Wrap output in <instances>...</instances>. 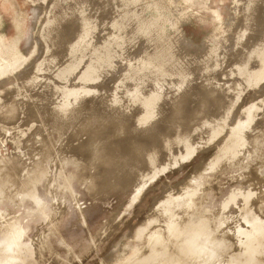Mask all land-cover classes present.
Returning <instances> with one entry per match:
<instances>
[{"label":"bare ground","instance_id":"bare-ground-1","mask_svg":"<svg viewBox=\"0 0 264 264\" xmlns=\"http://www.w3.org/2000/svg\"><path fill=\"white\" fill-rule=\"evenodd\" d=\"M24 1L25 5H31L34 9V16L31 18L33 26L31 30H26L20 45L15 49L9 45V41L13 40L6 32V20L0 11V147H5L8 140L13 141L15 145V153L8 155L7 159L0 152V204L2 199L9 197V192L18 193L17 196L26 192L30 193L40 205L37 194L32 193L31 190L34 189L39 175L45 169H36L33 179L30 180L27 163L42 153H44L43 157H51L49 151L57 147L55 144L46 143L41 150L37 148L35 142L39 141L34 140L36 136L40 135V141H47L48 138L42 131L35 133V137L22 139L27 133V129L21 128L26 123H22V118L19 117L23 112L22 105L29 104L26 99L33 98V108H29V111L36 112L42 117L39 125L46 131L48 128H56V126L57 128H71L67 124L68 115L71 111H78L82 106L86 108V113L81 114L83 121L89 118L90 114L95 116L93 111L96 103L83 99L88 94L109 95L117 102L126 103L130 94L134 93L135 97L139 99V106L132 110L144 112L145 108H148V104L159 106L166 101V86L164 87V84L158 80L157 83L152 82L155 85L161 84V87L153 92V98L145 101L148 97L144 94L143 78L131 85V76L127 73L129 57L137 55L144 42L154 44L155 49H160V51L166 45L170 51L168 58L158 56L157 61L166 63L169 61V56L175 58V70L171 72L170 76L175 75V93L177 95L185 92L188 96L187 102L191 101L197 95H202V92L194 93L193 91L194 87L203 82L205 84L202 85V88L206 93V98L219 97L222 93L219 87L220 82L213 81V77H209V75L219 69L222 71L227 60L233 55H231L232 50L235 52L236 48L233 46L241 43L243 38L248 36L249 30L251 32L249 35L252 36L256 24L262 25L263 22L257 15V11L264 8L263 0H254L253 3H250L251 0H234V5L237 6L236 19L242 18V22L234 20L235 22H228L229 24L225 21L220 7H217L216 11L209 9L213 13L205 14L204 22L198 27H206L211 22L215 24L218 28L214 30V35L220 37V42H218L219 46L213 49L208 47L204 53L194 38L187 35L186 24L194 23L196 10L188 5L190 0H108L107 2L102 0H82L81 2L68 0L64 5L65 8L58 13L53 7L56 0ZM220 1L224 0H217L215 3L220 5ZM147 10L154 12L147 15ZM215 15L217 18H214ZM248 16L251 18L250 23H247ZM69 17H73L76 23H68ZM39 24L40 27L37 28ZM59 27H62L61 31L72 30L74 33L72 39L66 37L62 32L59 35H54L55 30ZM237 27L239 29L236 30ZM169 30L171 31L169 32ZM202 36H204L203 33ZM57 39L59 41L56 42ZM203 41H206L205 36ZM201 53L202 56H198ZM138 60L143 61L144 59ZM252 60L256 61L254 68L251 67ZM198 63L201 65L197 66ZM86 64L87 68L84 67L80 71V67ZM185 65L189 76L185 80H178L176 78L179 75L177 68ZM227 75H234L242 79V82L237 83L239 88L234 93L233 104H230L218 116L204 117L197 125L206 128L205 145L210 144L215 137H218L219 141L221 140L222 144H220L218 152L220 151L219 154H222L219 158L223 160V163L239 166L243 160L238 159L243 152L252 154L257 151L256 137L250 135L256 131V128H259L257 126L262 125L261 122L264 119V112H262L264 99L235 113L241 89L248 85L258 86L259 82L264 79V41L256 42L249 52L242 53L241 61L238 62L235 72H230ZM162 78L165 77L162 76ZM71 81L74 85L69 86ZM74 82H79V84L75 85ZM81 82L82 84L97 82L104 87L105 93L100 91V88L96 91L90 90L88 94L81 93L77 88ZM50 84H54L55 88H62V98H59L57 94L52 95V93L47 95L48 99L44 98L48 90L43 87H49ZM170 85L167 86L173 87L172 84ZM185 86H189L188 90H183ZM137 92L140 95H137ZM130 101L132 100L130 99ZM110 108L112 109L111 106H109ZM19 109L21 112L18 111ZM24 115L27 117L26 112ZM92 119L94 120V118ZM85 123L87 124V122ZM49 125L51 126L49 127ZM66 142L63 140L62 144L64 145ZM258 149L261 154V146H258ZM195 150V141L191 139L188 144L182 147V154L175 157V163L183 156L191 155ZM27 151H32L33 155H29L26 160L22 161V158L26 157ZM55 154L54 157H61L58 153ZM260 154L259 156H261ZM94 156L97 158V154ZM249 156L248 154V159ZM97 160V162L101 161L98 158ZM60 174H66L63 168ZM16 176L24 179L17 182ZM151 177L152 175H142L137 188L145 185ZM87 178L93 180L92 176H87ZM71 182V177L66 176V185L70 187ZM261 186L258 189L254 185V189H250L244 194V206L241 207L242 219H234V221L223 216L224 208L220 211L204 208L200 199L191 194L188 202L190 209L176 206L175 196L170 197L162 204L157 205L156 214L153 217L148 215L138 230L139 234L140 229L143 231L148 224L165 223L158 230H156L157 224L152 226V232H149L144 238L147 250L139 253L140 259L149 261L148 264H175V259L180 260L176 264H198L203 259H210L212 264H264V220H261L258 215L252 220L243 217L246 212L255 210L256 196L264 195V184ZM75 197L77 199L76 195ZM226 205L227 203L224 204V207ZM174 207L173 216L168 220L164 214L170 212ZM161 209H163V214H160ZM196 215L198 218L194 219ZM118 216L107 220V226L118 225ZM48 219L51 224L56 225L55 215H49ZM81 219H84L82 212ZM0 220L3 226L2 238L13 246L12 256L17 261L21 258L24 249L23 226L18 220L6 219L1 211ZM193 230L198 235L208 238L212 247L202 250L197 255H192L182 248L180 240L185 233ZM227 232L235 235V244L239 247L236 253L228 255L229 257L224 259L227 257L225 249L231 246V239L227 238ZM136 236L143 237L142 235ZM245 242L247 247L243 245ZM218 246L224 247L223 255H219ZM0 255L8 254L0 249ZM114 256L111 254L108 258ZM226 260H229V263L225 262Z\"/></svg>","mask_w":264,"mask_h":264},{"label":"water","instance_id":"water-1","mask_svg":"<svg viewBox=\"0 0 264 264\" xmlns=\"http://www.w3.org/2000/svg\"><path fill=\"white\" fill-rule=\"evenodd\" d=\"M68 1V0H67ZM82 0H79L81 2ZM103 2H107L108 0H102ZM113 1V0H111ZM118 1V0H117ZM216 1V0H215ZM214 1V2H215ZM247 1V0H245ZM254 0H251L250 3H253ZM264 1V0H263ZM214 2L210 5H214ZM67 3V2H66ZM194 3V2H193ZM219 6L223 12V15L225 16V21L230 22L231 21H240L241 19H236V11L237 6L234 5V0H224L220 1ZM54 7V4H53ZM218 6H210L211 10H215ZM65 8V6H64ZM63 8V9H64ZM33 16H34V9L31 6ZM196 9V8H194ZM88 10V9H86ZM151 12H154L153 10H147L146 14H151ZM264 14V8L259 9L257 11V15L263 22L262 25L259 23L255 25V31L253 32L252 36L250 30L247 33V37L243 38L241 43H239L235 47V52L231 53V57L227 60L225 65L222 68V71L219 69L215 73H211L209 77H213L212 80H218L220 82V90L222 93L219 95V97L212 96V99L205 97V92L202 88V85L205 84L203 82H200L197 87H194V93L196 92H202V95H197L196 98L192 99L191 101L187 102V94L183 92L182 94H176L175 93V75L170 76L171 72L175 70V58L169 56L168 62L161 63L160 61H157L158 56L160 57H166L168 58L169 50L167 49L166 45L160 49H155L154 44H148L146 42L142 43V48H140V52L137 55L130 56L129 57V67L127 68V73L129 76H131V85H133L134 82L139 81V79L143 78V88H144V94L147 95L146 100H150L153 98L152 94L153 92L161 87V84L155 85L152 84V82H156L157 80L160 81L162 84H164L165 92L167 94V98L165 103L161 105H149L148 108L144 110V112L141 110H132L133 108L139 106V99L136 98V94L131 93L130 97L126 100V103L117 102L115 99H112L109 97V95H103V94H88L90 90H98L100 88V91L104 92V87L100 86L99 83H91V82H84L79 87H77L80 92L88 94L83 95L85 96L83 99L85 101H94L96 103V106L94 108V114L95 116H92L90 114L89 118L84 119L82 118V113H86V108L81 107L78 111H71L69 113V117L67 118V124L71 126V128H60L56 126V128L50 127L48 128V131L44 130V128H40L39 121H41L42 117L36 113V112H30L29 110L33 108V98L26 99L28 100L25 104L26 106H23V112H21V109L18 111L20 113V117L22 118V123L24 124L21 128H26L27 133L22 137V139H27L28 137H35V133H45V135L48 136L47 141H39L35 142L37 148L41 150L42 146H44L46 143L48 144H55L57 147L52 148L51 151H49V154L51 157H43L44 153L37 155L30 161H28V172L30 180L33 179L35 175L36 169H45L42 174L39 175V179L35 183V187L32 191V193H36L38 196V199L40 200V205L37 204L36 199L30 194V193H22L21 195L17 196L18 193H12L9 192V197H5L2 199V202L0 204V211L4 213V216L8 220H18L20 224L23 226L22 222L20 221V218L11 219L9 218L10 213L7 212L2 208V204L5 199L9 200L14 204V206H23V202L25 199L30 200L32 207L26 209L27 214L31 215L34 212H39L43 215V217L47 220L48 224L54 231L59 232L58 230V217L56 218V225H53L50 223L48 216L53 214L52 212H49L48 206L49 203L46 199H44L40 194L38 190L39 183L42 181L43 177L49 176L47 182H46V193L50 198L52 199V208L57 211L58 215L60 216L67 207L66 205V197H71V200L74 202L75 208L78 210V217L80 224L82 226H86L88 224L87 220V214L86 212L80 208V194L78 191H76L73 187L74 177L70 175V172L67 168L68 162L71 160H74L76 162H80V165L82 164V168L78 175H80V178L84 182H89L87 186V190L90 192L92 197H97L101 194L109 195L111 194L110 190H116V189H127L131 185L135 187L136 194L133 197V201L140 198L141 195L146 191L149 184L157 179L162 173H164L167 169H169L172 166L181 165L184 160L191 157L196 151H204L210 147H214L215 154L211 161L207 163L210 168H213L217 171L218 169L223 166H230L235 167L238 166L236 164H228L223 163L221 158V153L219 154L218 149L221 147L220 144L221 140L219 141L218 137H215L214 140L208 145H205V135H206V128H202L201 126H198V122L201 121L206 116L215 115L218 116L220 113L223 112L225 108H227L230 104H233L234 100V93L237 92L239 85L238 82H242V79L240 77L234 76V75H227L230 72H235L238 66V62L241 61V54L244 52H249V49L253 47V45L256 42L264 41V16L259 15ZM195 17H199L200 15L198 13H195ZM199 15V16H198ZM45 19V18H44ZM43 19V21H44ZM79 20V18H77ZM198 19V18H195ZM194 19V20H195ZM68 23H76V20H74L73 17H69ZM234 21V22H235ZM54 22V21H53ZM52 22V24H53ZM251 22V18L248 16L247 23ZM213 23L211 22L208 26L204 28H208ZM229 24V23H228ZM195 25L194 23L186 24L187 28V35L193 34V36L201 35V32L206 37V41L203 44V41L199 40L196 41L197 44L202 48L201 51L205 53L207 48L209 47L211 49L216 48L219 46V43L215 46H211L209 44V37L210 35H214V30L218 27L215 26V28L207 30V31H198V29H192L190 26ZM55 27V25H53ZM40 27V24L37 26V28ZM63 27V26H62ZM55 30L54 35H59L62 33H65L66 37L72 39L74 33H72V30L69 31H61V28ZM203 27V26H202ZM226 27V26H225ZM203 28V29H204ZM224 28V27H223ZM32 29V27H31ZM170 29V28H168ZM202 29V30H203ZM239 29L238 27L236 30ZM171 30H169L170 32ZM197 32V33H196ZM215 36V35H214ZM217 37V36H216ZM58 38V37H56ZM55 38V39H56ZM220 42V37H217ZM224 40V36L222 37ZM221 38V40H222ZM59 41L58 39L56 42ZM232 48V49H233ZM202 52V53H203ZM198 55V56H202ZM240 53V56H239ZM195 57V56H194ZM143 58V61H139L138 59ZM183 59V58H182ZM180 59V61H182ZM67 60V59H66ZM199 60V58H198ZM256 61H251V67H255ZM88 64V63H87ZM87 64L80 67V71H82L85 68H87ZM182 64V63H181ZM184 65V64H183ZM197 66H200L201 64H196ZM177 71L179 72V75L176 77L178 80H185L189 76V71L186 69V65L184 67L179 66L177 68ZM164 76L165 78H162ZM27 80V79H26ZM203 81H205V78H203ZM75 83V82H74ZM173 87H169L166 85ZM79 82L75 83V85H78ZM54 84H50L49 87H43L45 90H48L45 94V99L47 95H58L59 98H62V88L54 87ZM62 85V84H61ZM69 86L74 85L73 81H71ZM238 85V86H237ZM192 87V86H191ZM49 88V89H48ZM189 86H185L183 90H188ZM51 90V91H50ZM107 90V88H106ZM241 93L239 94V98L237 99L235 113L241 112L244 108L250 107L256 103L261 102L264 99V79H262L258 86L257 85H248L245 88L241 89ZM204 92V93H203ZM105 93V92H104ZM107 94V93H106ZM176 94V95H175ZM137 95H140L139 92H137ZM57 98V99H59ZM130 99L133 101H130ZM43 100V99H42ZM213 101V102H212ZM29 105V106H28ZM130 105V106H129ZM220 105V106H219ZM109 106L112 107V109H109ZM189 106V107H188ZM26 107H28L26 109ZM129 107V110H128ZM30 108V109H29ZM27 113L24 115V113ZM264 112V109L262 110ZM17 113V111H16ZM143 113V114H142ZM19 115V113H17ZM143 116H142V115ZM16 115V116H18ZM92 116V117H91ZM82 118V119H81ZM94 118V120L92 119ZM70 119V120H69ZM87 122V124L85 123ZM92 122V123H91ZM262 125H259L256 128V131L252 132L250 136L256 137V146L257 151H259L258 146H261V156L257 155L255 151L251 154L252 156L246 155V160L242 161L243 165H239L238 167L245 168V177L248 179L250 186H256L258 189L261 188L262 184H264V175L259 173L260 167L264 166V119L261 122ZM261 127V128H260ZM215 129V128H214ZM58 133L60 137H58L55 133ZM13 137H15V134H13ZM193 139L196 144V150L191 155L183 156L180 158L176 163L174 161L175 157L182 154V147L185 146L190 142V140ZM63 140H66L67 142L63 145ZM3 150L5 153H3ZM48 150V149H47ZM15 145L13 141L8 140L7 145L5 147H0L1 154L6 157L7 159L8 155L15 153ZM41 152V151H40ZM55 153H58L61 155V157H54L56 155ZM95 154H97V158L100 159V162H97V158H95ZM32 156V151H27L26 157H23L22 161L26 160L28 156ZM220 155V156H219ZM220 157V158H219ZM97 163V164H96ZM12 164V163H11ZM204 165V164H201ZM206 166V165H205ZM64 169L66 174L62 175L60 174L61 169ZM217 168V169H216ZM19 172V171H18ZM93 177V180L87 178L90 176ZM142 175L144 176H150L152 175L149 182L142 188L140 192V196L136 197L138 194V186L137 184L141 181ZM66 176L71 177V186L66 185ZM16 181L21 182L24 178H20L19 176H16ZM182 189H184L182 191ZM250 189V188H249ZM248 189V190H249ZM107 190H109L107 192ZM247 190V191H248ZM247 191H243V189H238V192L233 193L230 198L223 203L222 209H227L229 204L231 202H236V199L238 196L242 197V204L238 207V212L241 207L244 206L243 200H244V194ZM68 194V195H67ZM182 194H186L187 200L184 204L179 203V196ZM193 195V197H198L201 200L202 206L204 208V198L200 194V192L197 189L190 188L189 184H184L183 186L175 189L169 190L166 195L163 197V199H160L156 202V204L153 206V208L150 210L149 213H147L146 217L135 227V229L132 232V236L137 238L142 242V245L135 250L132 256L129 258H125L124 256L119 253H112L113 255H117L119 258L117 260H112L108 258H104L101 261V264H125L127 261H133V264H148L149 261L140 259V254L147 250V245H145V240L143 237L139 238L136 235L138 234V230L141 225L146 221L147 216H154L157 212V205L162 204L166 200H168L170 197L175 196V205L178 207H183L184 209H190V206H188V202L190 199L189 195ZM77 196V199L75 197ZM13 196V197H12ZM17 196V197H15ZM232 196H234L232 198ZM16 199V200H15ZM50 199V201H51ZM256 204L254 206L253 211L246 212L243 217L247 218L249 220H252L258 215V217L261 220H264V195L256 196ZM227 203L226 207H224V204ZM66 206V207H65ZM62 209H59L61 208ZM211 209V208H209ZM213 210V209H211ZM217 210V209H214ZM213 210V211H214ZM220 211V210H218ZM81 212L83 213L84 219H81ZM224 212V211H223ZM259 214H258V213ZM121 210L117 211V213L112 216L110 219H112L115 216H120ZM252 214L253 216L249 218V215ZM54 215V214H53ZM237 215H239L237 213ZM237 215L231 218V220L234 221V219H237ZM118 216V219H119ZM223 216H225L223 214ZM227 217V216H225ZM58 218V219H57ZM197 215L194 217V219H197ZM109 219V220H110ZM119 221V220H118ZM107 222H105L106 224ZM119 223V222H118ZM117 225H114L112 227H116ZM111 226H107L104 230L106 233ZM0 229L1 237H0V243L1 238L3 235V226L2 221L0 220ZM24 229V226H23ZM25 233V229L23 232V236ZM228 233V232H227ZM60 235V234H59ZM228 239L230 240V245L225 249V254L231 255L236 253L237 246L235 244V235L232 233L226 234ZM61 241L64 243L70 255H75V250L72 247L71 244L68 243L66 238L61 234ZM23 246L25 248L22 250V256L17 261H23L25 252L30 251L27 245L24 244L22 239ZM40 242H35L34 247L32 251L38 255L42 251V248L40 247ZM44 244V242H43ZM244 247H247L246 242L243 243ZM31 252V251H30ZM136 256V258H135ZM110 260L111 262H109ZM124 260V261H123ZM112 261H117L116 263H113ZM122 261V262H121ZM180 260H176L175 262L178 263ZM225 262L229 263V260H226ZM175 263V264H176ZM264 263V261H263ZM17 264V262H16Z\"/></svg>","mask_w":264,"mask_h":264},{"label":"rangeland","instance_id":"rangeland-1","mask_svg":"<svg viewBox=\"0 0 264 264\" xmlns=\"http://www.w3.org/2000/svg\"><path fill=\"white\" fill-rule=\"evenodd\" d=\"M64 1H54L56 13L63 10L67 0ZM212 1L214 2L215 0H190L189 4L187 2L192 9L196 8V10L194 9L195 13L200 15H198L199 17H195L198 19H195V25H191L190 28H199L198 30L202 31L204 27L198 26L204 22L205 14L213 13L209 10L211 9L210 6H221L215 3L217 0L214 2V5H210ZM30 8L31 5H25L24 0H0V11L6 20V32L12 37L11 40H13L9 41V45L13 49L20 45L26 30H31L33 26L31 20L33 12ZM215 16L214 18H217V15ZM205 20L208 22L207 19ZM213 28H215V26L212 24L208 28H204L203 31ZM194 35L195 36L189 34L188 36L193 37L195 41L204 40L202 33L200 36ZM209 39V44L211 46H215L219 42V39L216 36L214 37V35H210ZM221 52L224 53V51ZM262 109H264V107ZM55 134L60 137L57 132ZM39 136L40 135L36 136L34 140L40 141ZM261 139L264 140L260 138L259 142ZM259 152L260 150L255 151L257 155L260 154ZM3 153H5L4 150ZM214 154V147H210L204 151H196L191 157L184 160L181 165L170 167L157 179L153 180L143 195L135 201H133V197L137 192L132 185L127 189L110 190L111 194L109 195L101 194L96 198L92 197L87 190L89 182H84L80 178V175H78L82 168V164L80 165V162L74 160L69 161L67 168L70 175L74 177L73 187L80 194V208L86 212L88 224L86 226L80 224L78 210L75 208L76 206L71 200V197H69L70 195L66 197L67 200H65L67 207L65 206L66 208L63 210L62 214L60 216L58 215L57 211L52 208V199L46 193L45 186L49 176H45L39 183L38 190L39 194L48 201L49 212H52L59 218H57L59 232L54 231L52 227L49 226L47 220L41 213L34 212L31 215L27 214L26 209L32 207L30 200L25 199L23 206L20 207L14 206L12 202L5 199L1 206L10 213L9 218H20L25 229L23 242L28 246L31 252H25L23 261H16L12 256L14 251L13 246L7 243L6 239L1 238L0 249L8 255H0V264H16V262L17 264H101V261L112 253L122 254L124 260L125 258H129L133 255L135 250L142 245V242L134 237L135 235L132 236L133 230L146 217L147 213L150 212L156 202L163 199L169 190H176L188 183L190 188L197 189L200 192L204 198L205 207H209L213 210H221L223 203L227 201L233 193L238 192V189H243V191H247L249 188L254 189V186H250L248 179L245 177V168L238 166H223L218 169L219 171L210 168L207 163L211 161ZM245 154L251 156L250 153L243 152L238 160H246ZM240 165H243V163L240 162ZM259 173L264 175V166L260 167ZM148 182H146V184ZM145 185L138 188L139 192L136 197L140 196V192ZM108 191L109 190H107V192ZM178 200L179 203L184 204L187 200L186 194L180 195ZM241 204L242 197L238 196L236 202H231L227 209L224 210L223 214L227 217H233L238 213L237 219H242L241 208L238 212V207ZM171 209L170 212L164 214L168 220L173 216L175 207ZM118 210H121L118 225L116 227L111 226L105 233V222L114 216ZM160 214H163V209L160 210ZM252 216L253 215L250 214L249 218ZM164 224L165 223L148 224L143 231L140 229L139 233L141 232L140 235L145 238L149 232H152L151 229L153 225H155L156 230H158L163 227ZM1 232L2 230L0 229V237ZM59 234H62L68 243L72 245L75 250V255H70L67 246L62 243ZM35 242H40L39 245L42 248V251L38 255L32 251ZM217 248L219 255H223L222 251H224V247L218 246ZM116 257L118 258V256L115 255L110 259L117 260ZM228 257L229 256L224 259ZM108 261L111 262L110 260ZM112 262L116 263L117 261ZM125 264H133V261L129 260Z\"/></svg>","mask_w":264,"mask_h":264},{"label":"clouds","instance_id":"clouds-1","mask_svg":"<svg viewBox=\"0 0 264 264\" xmlns=\"http://www.w3.org/2000/svg\"><path fill=\"white\" fill-rule=\"evenodd\" d=\"M180 246L192 255L199 254L202 250L212 247L208 238L198 235L194 230L184 234ZM198 264H212L210 259H203Z\"/></svg>","mask_w":264,"mask_h":264}]
</instances>
